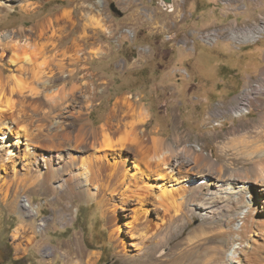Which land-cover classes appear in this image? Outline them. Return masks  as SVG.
<instances>
[{"label": "rangeland", "instance_id": "1", "mask_svg": "<svg viewBox=\"0 0 264 264\" xmlns=\"http://www.w3.org/2000/svg\"><path fill=\"white\" fill-rule=\"evenodd\" d=\"M112 6L122 12V16L113 11ZM49 20L54 22L51 28ZM262 23L264 0H0V72L4 77L18 72L20 64H14L20 56L15 47L18 42L30 41L49 47L59 43L62 31L72 30L73 36L66 41V45L71 46L86 29L83 44L88 48L85 51H89L82 56L88 58V62L82 66L88 67L85 72L89 75L94 74L91 75L93 79L89 76L86 80L97 86L98 94L89 102H81L78 98L74 103L62 104L60 110L52 113L47 129L54 133L57 128L61 132L76 133L79 123L76 116L81 114L98 128L114 102L128 97L137 109L148 111L140 131L146 133L149 146H146V154L134 155L123 148L125 145H119L122 139L125 143L133 140V135L122 134L114 136L117 148L113 150L106 147L102 152L103 149L97 147L83 151V145L77 148L80 144L74 141L71 145L66 143L58 152L54 149L46 155L59 154L66 160L67 157L71 160L72 155L84 156L88 160L107 154L110 159L125 160L126 157L130 162L138 158L142 163L147 162L143 161L146 157L156 166L160 163L159 168L165 174L179 179L173 182L169 177L159 181L178 191H187L192 184L203 185V175L207 173H211L206 177L214 184L219 183L215 180L220 176L249 180L246 184L249 190L257 186L252 183L253 179L264 178V91L258 93L264 85V76H250L243 89L230 95L231 89L239 83L232 79L221 85L226 74L221 73L220 64H238L241 61L238 52L254 45L235 47L233 32L253 29ZM33 27L37 31L43 27L49 32L43 30L45 37L30 39L29 31ZM21 29L26 30L24 36L19 34ZM211 31L217 34L208 35ZM46 36L49 40H45ZM211 37H218L214 45L207 40ZM258 37H264V33H259ZM257 44L264 47V38ZM21 80L24 95H29L30 75H24ZM69 83L60 82L45 92L53 95L55 101L58 88L65 84L70 86ZM35 85L44 90L40 82ZM245 93H251V107L243 105L241 99ZM10 100L12 97L7 91H0V109H5ZM46 108L30 111L34 121H15L9 116V124L16 133L23 135V142L29 133L39 132ZM238 108L243 111L237 112L240 111ZM60 121L62 125L58 123ZM27 130L30 131L28 134ZM10 137L14 139L16 135ZM154 140L163 144H157V148ZM156 155L160 157L159 161L152 160L151 157ZM20 156L15 163L7 162V171L0 167V264H136L130 259L142 261L141 264L198 262L197 256L205 245L199 243L200 238L195 245L190 239L195 241L194 235H200L202 228L208 227L200 214L186 210L180 219L166 220L161 208L162 219L158 218V214L150 212L158 206L152 197V201H146L142 216L137 218L132 205L127 206L126 201L121 202L110 192L104 201L98 199L97 185L90 186L86 191L88 194L79 196L72 193L79 186L72 184L74 190L68 191V186L63 185L70 175H57L54 183H46L36 177L41 169L36 164H29L23 153ZM55 167L60 166L56 164ZM132 172L137 170L132 167ZM81 173L84 170L79 163L73 166L70 174L78 177ZM154 178L146 177L144 181L151 186L158 182ZM135 180L130 176L127 187L129 194L136 195L140 201L141 190ZM53 186L55 190H52ZM238 189L236 187L234 191ZM152 190L149 192L159 193L156 187ZM184 191L185 197L187 192ZM172 199H167L166 205ZM115 203L121 209L117 217L112 211ZM222 216L223 220L229 218L220 212L219 217ZM158 231L165 233H162L163 243L157 236ZM154 248L156 253L150 256Z\"/></svg>", "mask_w": 264, "mask_h": 264}, {"label": "bare ground", "instance_id": "2", "mask_svg": "<svg viewBox=\"0 0 264 264\" xmlns=\"http://www.w3.org/2000/svg\"><path fill=\"white\" fill-rule=\"evenodd\" d=\"M49 23V27L51 26V24H54L53 20H49ZM41 29H39L40 31H37L36 28H31V30L29 31L30 39H33V37H35V39H40L42 36L45 37L43 34L48 30L43 27ZM43 30H45L46 32H44ZM85 30L86 29L82 31V36H79V38H75L76 42H72L71 46L66 45V41L71 36H73L72 30L66 32L65 30L62 31L64 33L60 35L61 37L59 43H52L50 44L51 47H48L47 45L39 46L40 44H33L30 41H26L25 44H21L20 42L15 44L18 52H20L19 58L14 61L15 65H17V62H19L20 64L18 65V72L7 77H4L0 72V91L1 93L7 91V93L10 95V98L12 97V100H10V102L8 101L9 105L6 106L3 110L0 109V134L2 135L0 138V167L3 169L5 168L7 171V162L10 161L12 163H15L16 158L21 157L20 155L23 153V156L30 161L29 164H36V166L41 169L40 171H38L39 174L36 175L37 178L41 177L42 180L50 184V182L54 183L57 175H60L62 177L64 175H70V177L64 179L63 185L68 186V191L69 189L74 190L70 186L72 184L77 185V187L79 186L80 188H77L75 186L78 190L72 192L74 194H78L79 196H84V193L88 194V192L86 191L90 188V186L97 185V187H95L96 189H98V199L104 201V198L110 192L121 202L126 201L127 206L132 205L134 207L133 209L136 213L137 218H140L142 216L141 212L145 209L144 206L147 205V200H149L150 202L152 201V197H155V200L158 202V206L152 208L150 212L158 214V218L162 217V215L160 214L162 208L165 212L163 218L166 220H168L169 218L178 220L182 216H184V211L186 210L194 214H200L203 219L206 220L208 227L204 229L202 228L201 234L199 233L200 235H194L195 241H193V238L190 239L191 244L195 245V242L198 243V238H200L199 243L205 245L203 252L197 256L199 257V260L197 262L198 264H264V208H262V205L264 203V178H261L260 180L257 178L255 180L253 179L252 183L257 184V186L251 187V189L248 190V186H246V184L249 180L243 181L234 177L220 176L215 180L219 183L214 184V181L210 180L209 177H206L211 173H207L203 175L205 179L203 185L197 186L192 184L189 186V188H186L187 191H178L175 190V188L172 189L170 187H166L165 184H160L159 181H164L169 177L173 182L179 181V179L173 178V176H170V174H165L166 172L164 173V171H161L162 168H159V162V164L156 166L154 162L150 161V159H147L144 156L143 161H147L146 163H142L138 158H136V160L132 159L130 160V162L127 161L126 157L125 160L119 159L120 161L115 158L110 159L106 157L107 154L103 156H95L92 159L89 158L90 160H85L83 158L84 156L82 157L72 155L71 160H68V157L66 160L59 154L57 156H54L53 154L46 155L48 152L52 150L54 151V149L58 152V150L61 149L66 143L68 145H71V143L74 141V143L80 144H76L77 148L83 145V148H85L81 149L83 151L97 147H100L101 150L103 149L102 152L106 150V147H109L113 150V148L117 145L116 143H114V136H119L122 134L133 135V140L125 143L126 140L122 139L121 141H119L120 144H118L121 146L125 145L123 148L128 149L130 152L134 153V155L146 154L145 149L149 146H147L149 140L146 141V133L142 131V134L140 131L142 124L148 118V111L144 108L137 109L138 107H136V104L131 100V98L128 97H125L124 99H117L114 102V105L106 120L98 128H94L92 126V122L87 121L84 115L81 114L80 116H76V121L79 122L77 124L78 130L76 133L73 131L61 132L59 128H57L56 133H54L53 131H51V129H47V123L52 118V113L60 110L62 104H65L67 102L74 103V101H77L78 98L81 99V102H89L90 100L95 99L96 95L98 94L97 86H95L91 80H86L89 76L94 74L90 73L91 75H89L87 72H85L88 67L82 66V64H87L88 62V58L82 56L84 52H86L85 49L87 48L86 44H83L85 36H87L85 34ZM53 32L56 35L55 31ZM214 32L217 34L216 31ZM215 33L211 31L208 35H215ZM259 33H264V23H262L261 26L256 25L255 27H253V29L246 28L242 29L240 32H233L236 39L245 37L246 41H253L258 37ZM19 34H22L24 36L26 34V30L21 29V31H19ZM58 34L59 33H57V37ZM48 38L46 36L45 40H47ZM79 42H82V44H79ZM88 51L89 50H87V52ZM40 60H42V63H40ZM26 74L30 75V82H32V86L28 88L27 92V94L30 92L29 95H24L25 90L23 89L21 80ZM78 74L80 75L78 76ZM91 77V79H93V76ZM82 80H86V82H82ZM38 82H40V84L42 85L41 87H43L44 90H40L38 86L35 85ZM60 82H66V84L67 82H70L69 85H71L67 86L68 84H65L62 88H58L57 97H55V101H53V95H48L45 91H48V89L50 88L56 87ZM68 87L69 91H67ZM260 87L261 90H259V94L264 91V85ZM250 94L251 93H245L243 95V98L241 100H244V106H252L251 103H249V99L251 97ZM41 107L46 108V111L44 112V116L41 119L43 121V124L39 125L41 126L39 128V132L30 134V131L28 132L27 130L26 133L28 132L29 135L25 139V142H23V135H21L19 132L16 133L13 127L9 124V116L13 117L15 121H34L33 114L30 115L29 113L34 111L37 112L39 109L41 110ZM238 110L240 111H232H243V109L239 108ZM58 123L62 125L61 121ZM11 135H16V137L12 139L10 137ZM35 142L39 144L35 145ZM154 142L156 147L157 144H163V142H158L155 140ZM23 145H25L24 149H22ZM76 150H78L77 152L80 151V149ZM54 157L57 158L54 159ZM157 157L158 156L156 155L152 156L151 158L152 160L154 158L158 160L160 157ZM79 163L82 170H84V173H81L78 177H76V175L74 176L70 173L73 169V166L78 165ZM130 163L131 165H129ZM262 163L264 164V161ZM56 164L60 167H55ZM132 167L135 168L137 172H132ZM15 174L16 173H14V175ZM130 176L133 177L134 180L136 179L135 181L138 182V184L136 185H138L137 188L141 190V193L138 194L141 198L140 201H138L139 197H136V195L129 194L130 189L129 187H127V185H129L128 183ZM154 176V179L158 182L153 183L151 186H148V183H146L144 179L146 177L149 178ZM220 182L230 183L225 184ZM155 187L159 189V193H152V189H154ZM236 187L239 189L237 191H234L236 190ZM150 189L152 190L151 192H149ZM52 190H55V186H53ZM183 191L185 193L187 192V195H185V197L183 196L184 194L182 195ZM142 198L144 200H142ZM169 198L173 199L170 200L171 202L166 205L165 201ZM195 199L198 200V202H194ZM136 204L141 205L140 207H135ZM154 204L157 205L156 203ZM25 206L28 207L29 205ZM120 210L121 209L118 203H115L112 206V211L114 212L116 217L119 216ZM220 212H223L225 217L227 215L229 217L228 220H223V216L222 218L219 217ZM186 214L187 213H185V215ZM241 214H244L243 218L241 217ZM238 221L240 222V224L236 225ZM162 233L164 232L158 231L157 234L161 243H163L164 240V235H162ZM111 238L113 240V233L111 235ZM138 239L140 238L138 237ZM167 244L168 243H166V245ZM133 245H135V247L137 246V244ZM155 250L157 249L154 248L150 256L156 253ZM230 251L232 252V255L229 254ZM130 260H132L130 262H136V264H141L142 262L135 259ZM168 264H179V262H170Z\"/></svg>", "mask_w": 264, "mask_h": 264}, {"label": "crops", "instance_id": "3", "mask_svg": "<svg viewBox=\"0 0 264 264\" xmlns=\"http://www.w3.org/2000/svg\"><path fill=\"white\" fill-rule=\"evenodd\" d=\"M237 55L241 59L238 64L231 66H228L226 62L220 64L221 73L226 74L221 85L232 79L239 83V86L231 89L232 92L230 95H235L236 92L238 93L243 89L246 79H249L250 76L256 74L259 77L264 76V47L256 43L243 48Z\"/></svg>", "mask_w": 264, "mask_h": 264}, {"label": "built area", "instance_id": "4", "mask_svg": "<svg viewBox=\"0 0 264 264\" xmlns=\"http://www.w3.org/2000/svg\"><path fill=\"white\" fill-rule=\"evenodd\" d=\"M264 37H258V38H255L254 39V41H246L245 40V37H243V38H240V39H233V41H235V43H236V45L237 46H235V47H237V48H241V47H243V46H246V45H249V44H256V43H258L259 41H261L262 39H263ZM208 41H210V44L212 45H214L215 44V42L218 40V37H211V38H209V39H207ZM251 111H249V113H250ZM249 113H247L246 115H248ZM245 115V116H246ZM240 117H243V116H240Z\"/></svg>", "mask_w": 264, "mask_h": 264}, {"label": "water", "instance_id": "5", "mask_svg": "<svg viewBox=\"0 0 264 264\" xmlns=\"http://www.w3.org/2000/svg\"><path fill=\"white\" fill-rule=\"evenodd\" d=\"M166 1V0H165ZM169 1V0H167ZM113 11H115L116 13H118L119 16H122V12H120L118 9H116L114 6H112Z\"/></svg>", "mask_w": 264, "mask_h": 264}, {"label": "trees", "instance_id": "6", "mask_svg": "<svg viewBox=\"0 0 264 264\" xmlns=\"http://www.w3.org/2000/svg\"><path fill=\"white\" fill-rule=\"evenodd\" d=\"M17 262V261H16ZM18 264V263H17Z\"/></svg>", "mask_w": 264, "mask_h": 264}]
</instances>
